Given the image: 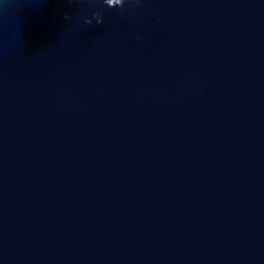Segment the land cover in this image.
Here are the masks:
<instances>
[{
    "label": "water",
    "instance_id": "1",
    "mask_svg": "<svg viewBox=\"0 0 264 264\" xmlns=\"http://www.w3.org/2000/svg\"><path fill=\"white\" fill-rule=\"evenodd\" d=\"M0 264H264V0H0Z\"/></svg>",
    "mask_w": 264,
    "mask_h": 264
},
{
    "label": "clouds",
    "instance_id": "2",
    "mask_svg": "<svg viewBox=\"0 0 264 264\" xmlns=\"http://www.w3.org/2000/svg\"><path fill=\"white\" fill-rule=\"evenodd\" d=\"M70 2H71V0H70ZM67 18H68V17L66 16L65 19H67ZM97 23H100V21H97Z\"/></svg>",
    "mask_w": 264,
    "mask_h": 264
}]
</instances>
